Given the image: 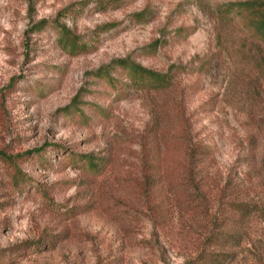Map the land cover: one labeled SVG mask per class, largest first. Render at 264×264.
<instances>
[{"label": "rangeland", "instance_id": "obj_1", "mask_svg": "<svg viewBox=\"0 0 264 264\" xmlns=\"http://www.w3.org/2000/svg\"><path fill=\"white\" fill-rule=\"evenodd\" d=\"M244 1L0 0V264H264Z\"/></svg>", "mask_w": 264, "mask_h": 264}, {"label": "trees", "instance_id": "obj_2", "mask_svg": "<svg viewBox=\"0 0 264 264\" xmlns=\"http://www.w3.org/2000/svg\"><path fill=\"white\" fill-rule=\"evenodd\" d=\"M229 6H231V9L241 17L242 23L248 30L259 35L260 38H264V0H247L244 2L230 3ZM62 38H65V43L69 46L77 47L74 37L64 34ZM117 63L123 67L133 81L147 83L152 86H166L170 82L168 74H160L138 64L127 62L126 60H119ZM40 151L41 149H34L19 154L18 156L36 154ZM1 154L5 157L4 153ZM7 157L11 158L10 156ZM85 157L88 158V156Z\"/></svg>", "mask_w": 264, "mask_h": 264}]
</instances>
